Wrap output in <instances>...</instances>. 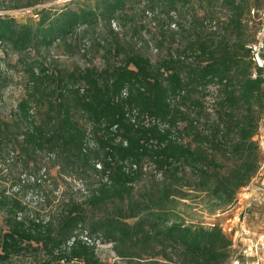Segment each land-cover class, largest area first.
Returning <instances> with one entry per match:
<instances>
[{
  "label": "trees",
  "instance_id": "trees-1",
  "mask_svg": "<svg viewBox=\"0 0 264 264\" xmlns=\"http://www.w3.org/2000/svg\"><path fill=\"white\" fill-rule=\"evenodd\" d=\"M42 2L0 0V264H110L80 239L67 246L82 230L126 264H230L231 236L180 206L224 211L258 173L264 77L248 45L264 29L263 0ZM13 9L32 13L19 21ZM76 55L81 64L62 59ZM53 166L100 184L48 207Z\"/></svg>",
  "mask_w": 264,
  "mask_h": 264
},
{
  "label": "rangeland",
  "instance_id": "rangeland-1",
  "mask_svg": "<svg viewBox=\"0 0 264 264\" xmlns=\"http://www.w3.org/2000/svg\"><path fill=\"white\" fill-rule=\"evenodd\" d=\"M65 1L67 0H43L42 4L58 7ZM7 13L19 21H25L32 11L30 9H13L7 10ZM123 29L126 32L131 31L130 28ZM97 32L103 37L106 35L104 29L101 27L97 29ZM175 44L179 46L184 45L185 39H181L179 42L176 41ZM159 50L158 48V52ZM149 53L152 55V58L155 57V54L150 51ZM9 58L14 61L15 56L9 55ZM62 59H64L65 63L73 61L81 64L83 61V58L79 55H76L74 58L62 56ZM17 93L18 88L14 89L11 87L5 93L8 96L7 100L11 101L12 98L17 96ZM254 139L260 147L262 161L258 173L247 186L240 189L233 205L224 211L214 214H208L200 205L193 204L191 207L180 206L182 209L181 213L187 221L192 220L203 224L218 223L231 236L235 254L230 264H264V118ZM48 175L49 181L53 183H50L44 190L45 203L46 205L48 204V207L51 206L52 208H55L62 193H66V196L72 197L75 201H80L89 190L94 189L100 184L98 179L92 175L84 178L77 177V174L60 175L56 166L50 168ZM33 197L37 198L36 195ZM26 199H28V196ZM5 227L4 213L0 210V228ZM99 250L109 255V248H100ZM105 261H107V258Z\"/></svg>",
  "mask_w": 264,
  "mask_h": 264
},
{
  "label": "built area",
  "instance_id": "built-area-1",
  "mask_svg": "<svg viewBox=\"0 0 264 264\" xmlns=\"http://www.w3.org/2000/svg\"><path fill=\"white\" fill-rule=\"evenodd\" d=\"M263 19H264V0H263ZM145 14L146 16L151 19L154 17L155 14H157V11H152L150 9H146L145 11ZM173 17H175V12L172 11L170 13ZM102 23H99V25H101ZM151 25L154 26L155 25V22H153V20L151 21ZM110 27L114 30H120V27L118 26L117 22L115 20H111L110 21ZM170 27L173 28V29H176V24L175 22H172L170 24ZM211 28H215V21H212L211 22V25H210ZM142 36L145 40H147V44H148V49L151 53L153 54H156L158 52V48L157 46H155L153 44V42L150 40L148 34L143 31L142 32ZM128 38V37H127ZM130 38V37H129ZM101 43H104V39L103 38H100L99 39ZM131 40L133 42H135L137 45H140V41L137 37H133L131 38ZM89 46V43L88 41L86 40H82V45H81V48H80V52L82 53H85L86 52V48ZM248 47L250 48V56H251V59L252 61L254 62V64L257 66V67H260L262 69V74H263V77H264V29L262 32L259 33L256 41H254L253 43H250L248 45ZM99 63L100 62H96ZM113 63L115 65H120L122 64L121 62V59L119 57H115L113 59ZM121 95L122 96H126V89H123L122 92H121ZM206 100V105L208 107V109L210 110V107H211V103L213 102V97L211 95H208L206 96L205 98ZM127 117L129 118V120L132 122V123H136L137 122V111L136 109H131V111H128L126 113ZM142 123H144L145 125H148L149 122L144 120L142 121ZM115 127V126H114ZM113 127V128H114ZM99 167V165H97ZM160 174L158 173L157 176H159ZM77 239H80L81 241H83L84 243L88 244V245H93L94 246V249L97 253H99L101 259L103 261L106 260L107 258V261H109V263H117V264H126L123 260H121L115 253L114 251L112 250V243L111 242H107V243H103V242H100L99 240H94L92 239L89 234L87 233L86 230H82L80 232H74V234L69 238V240L67 241V246H70L75 240ZM100 248H109L110 251H108V254L109 255H106L104 254L103 251H100L99 249ZM112 257H111V256ZM109 257V258H108Z\"/></svg>",
  "mask_w": 264,
  "mask_h": 264
}]
</instances>
